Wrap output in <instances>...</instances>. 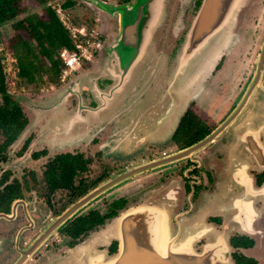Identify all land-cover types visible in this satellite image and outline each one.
Masks as SVG:
<instances>
[{"label":"flooded vegetation","instance_id":"obj_1","mask_svg":"<svg viewBox=\"0 0 264 264\" xmlns=\"http://www.w3.org/2000/svg\"><path fill=\"white\" fill-rule=\"evenodd\" d=\"M178 2L168 1L165 21L153 34L155 49L165 54L175 48L200 0L184 1L182 13ZM246 25L243 13L236 33ZM228 53L172 126L163 119L161 98L151 105L154 119L144 113L148 91L138 85L125 94L115 117L103 122L67 120L94 109L93 98L83 90L67 96L53 113L34 115L17 104L26 120L20 133L33 125L0 156V264H47L128 210L135 215L93 241L107 263L130 239L138 264H158L164 258L187 264L186 254H200L218 237L231 264L240 256L264 264V63L259 80L249 88L254 58L236 66ZM185 114L192 119L179 131ZM214 132L200 149L176 156ZM135 167L138 173L74 207L91 190ZM90 168L98 171L88 181ZM128 180L134 182L130 187L124 186ZM105 193L108 199L103 196L99 209L93 204ZM148 193L156 199H146Z\"/></svg>","mask_w":264,"mask_h":264},{"label":"water","instance_id":"obj_2","mask_svg":"<svg viewBox=\"0 0 264 264\" xmlns=\"http://www.w3.org/2000/svg\"><path fill=\"white\" fill-rule=\"evenodd\" d=\"M77 1L101 16L104 38L97 45V52L88 63V67L75 72L44 99L33 101L27 97H13L17 104L27 107L34 115L37 111L49 113L62 109L67 96L83 90L93 98L94 109L88 111L90 114L85 117L79 118L74 114L73 117L68 116L67 120L75 122L80 119V122H84L92 118L100 122L107 121L110 115L115 117L120 101L126 93H130L127 89L138 85L147 88L148 91L146 94L148 110L144 113L154 115L151 105L157 98H161L166 114L172 113V109H175L176 123L188 102L201 90L217 61L232 46L236 13L245 2L200 0L176 50L172 56L162 57L155 55L152 36L165 16L166 0H128L123 3H117L115 0ZM263 63L264 35L254 60L253 80L249 88H253L259 80ZM154 118L155 115L152 119ZM230 120L231 117L228 121ZM52 124L53 122L49 121L48 127L50 128ZM32 125L30 123L23 129L16 142L23 139ZM214 135L215 132L176 156H185L200 149ZM135 173H138V167L115 176L91 190L74 207L85 204ZM74 207L69 212L74 210ZM66 215L67 213L64 216ZM133 215H135L133 212L121 215L118 221ZM40 241L37 240L38 243ZM127 242V246H122V252L105 264H138V252L132 249L134 247L130 239H127ZM224 243L215 237L200 254L194 252L186 254L185 262L231 264L228 254L223 253ZM158 264H172V260L160 259Z\"/></svg>","mask_w":264,"mask_h":264},{"label":"rangeland","instance_id":"obj_3","mask_svg":"<svg viewBox=\"0 0 264 264\" xmlns=\"http://www.w3.org/2000/svg\"><path fill=\"white\" fill-rule=\"evenodd\" d=\"M66 1L69 0H45L46 6L51 7L55 11V13L57 14L58 18L60 19L64 27L70 33L72 39L76 42H80L82 46L86 48L87 54L93 57L95 50L97 49V45L104 38L103 21L101 19V16L96 14L95 11L88 8L85 4H82L78 1L77 4L75 3L71 7L62 9L61 5H63ZM115 1L117 3H123V2H119L118 0ZM168 1L169 0L165 1V16L160 26L165 21L164 19L166 17V6ZM184 1L186 0H179L178 2L179 13H182ZM22 7L24 8V12L20 14L14 21L20 20L30 15H39L42 11V6L36 4L33 0H23ZM243 13L245 14V17L247 19V25L243 27L242 32L237 34L235 31L237 19H239V17ZM176 17L179 20V14ZM14 21L8 22L0 28V37L2 38V41L0 43V53H1V63L3 66V73L5 76L6 91L8 95L12 98V100L14 96L17 97L28 96L27 98L33 101L44 99L45 96L49 95L54 91L53 90L54 88L57 89L61 84L65 83V80L64 82L60 81L58 85H52L50 83H47L45 77L43 76L41 83H37V86L28 87L17 77L15 55L13 50L10 49L8 45V40L13 36L11 23H13ZM160 26L158 28H160ZM175 26L176 24H174V27ZM80 30H83L81 32L82 34H79L78 31ZM178 32L179 31L177 26V29L174 30L173 33L177 34ZM233 33H234V38L232 45L234 44V46L230 47L227 56L234 57V61L237 62L236 66H240V63L244 58L246 59L254 58L253 60H255V57L258 54V50L264 35V0H245V2L241 4V7L238 9L236 13V22ZM181 37L182 36L180 35L178 41L176 42V46L171 53L165 54L155 49V55L162 57L172 56V54L174 53V51L178 46V43L181 40ZM236 70L237 68L234 69V71ZM60 80H61V76H60ZM129 90L130 88L127 89V91ZM18 143L19 142L15 144L14 142V144L11 145V148H14ZM97 171L98 169L96 168H92V169L90 168L89 173L86 174L87 175L86 180L91 181L95 179L97 177L96 176ZM137 177L138 175L134 176L133 178H137ZM133 183H134L133 181L128 180L124 186L130 187L131 185H133ZM110 191L113 190L111 189ZM106 195L107 194L105 193V195L102 194L99 197H97L93 205L101 209L104 200L103 196L105 197V199H108ZM146 199L154 200L156 199V197L151 193H148L146 194ZM127 213H130V210L126 211L122 215ZM118 222H119L118 219L114 220V222L111 225H108L101 230L93 232L92 234H90V236L87 237V239H85L80 244L68 250L66 254H64L63 256L61 255V256L53 257L47 264H91L93 258L98 259V261L97 260L94 261L97 264L107 263L109 258H107V256L105 255V252L97 250L96 247H94L92 244L95 239L96 240L102 239L103 236L109 234L110 231L113 230V227ZM85 251H88L89 253L85 254L84 258H79V256Z\"/></svg>","mask_w":264,"mask_h":264},{"label":"trees","instance_id":"obj_4","mask_svg":"<svg viewBox=\"0 0 264 264\" xmlns=\"http://www.w3.org/2000/svg\"><path fill=\"white\" fill-rule=\"evenodd\" d=\"M23 0H0V28L14 21L24 12ZM42 6L39 15H30L11 23L13 36L8 40L15 55L17 77L28 87L41 83L44 76L47 83L58 85L64 65L59 58L61 50L74 51V41L55 11L46 6L45 0H33ZM126 2L127 0H118ZM77 4V0L66 1L62 9ZM2 38L0 37V43ZM0 156L4 148L18 135L26 120L17 103L8 95L0 53ZM186 114L180 119L178 129L183 131L189 125ZM235 264H256L253 260L238 257Z\"/></svg>","mask_w":264,"mask_h":264},{"label":"built area","instance_id":"obj_5","mask_svg":"<svg viewBox=\"0 0 264 264\" xmlns=\"http://www.w3.org/2000/svg\"><path fill=\"white\" fill-rule=\"evenodd\" d=\"M82 31H78L79 34H82ZM59 58L64 65V70L61 73V81H63L70 76L74 65H79L81 61H89L91 55L87 54L86 48L80 42H74V51L69 53L63 49L59 53Z\"/></svg>","mask_w":264,"mask_h":264},{"label":"crops","instance_id":"obj_6","mask_svg":"<svg viewBox=\"0 0 264 264\" xmlns=\"http://www.w3.org/2000/svg\"><path fill=\"white\" fill-rule=\"evenodd\" d=\"M93 58V57H92ZM92 58L91 59H89V61H81L80 63H79V65H74L73 66V71H72V73L70 74V76H68L67 77V79L69 78V77H71L75 72H77V71H79V70H81L80 69V65H82V64H84V63H89L91 60H92ZM88 67V66H87ZM83 69V68H82ZM61 81V80H60ZM64 81V80H63ZM54 91L56 90V89H53ZM26 96V95H25ZM26 97H28V96H26ZM20 106H22L23 108H25V109H28L27 107H25V106H23V105H21V104H19ZM61 109V108H60ZM59 109V110H60ZM31 111V110H30ZM57 112V111H56ZM91 112V111H90ZM53 113V112H52ZM174 113V114H173ZM88 114H90L89 112H88ZM93 113H91V115H92ZM91 115L89 116V117H91ZM174 115H175V112H172V113H168V114H166L165 116H164V120H166L167 122L165 123L166 125H170V126H172V125H174L175 124V118H174ZM93 116V115H92ZM35 118V117H34ZM35 120H36V118H35ZM89 120H93L92 118H90ZM88 121V120H87ZM174 122V123H173ZM29 126V125H28ZM25 129V128H24Z\"/></svg>","mask_w":264,"mask_h":264},{"label":"bare ground","instance_id":"obj_7","mask_svg":"<svg viewBox=\"0 0 264 264\" xmlns=\"http://www.w3.org/2000/svg\"><path fill=\"white\" fill-rule=\"evenodd\" d=\"M91 263H93V262H91Z\"/></svg>","mask_w":264,"mask_h":264}]
</instances>
